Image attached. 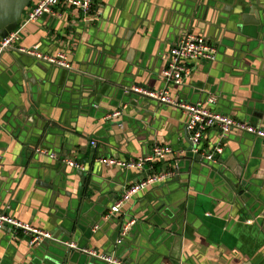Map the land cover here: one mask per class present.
Here are the masks:
<instances>
[{
  "label": "crops",
  "instance_id": "1",
  "mask_svg": "<svg viewBox=\"0 0 264 264\" xmlns=\"http://www.w3.org/2000/svg\"><path fill=\"white\" fill-rule=\"evenodd\" d=\"M255 1L94 0L87 15L60 8L62 19L46 16L27 27L20 46L41 43L45 54L65 53L74 71L16 52L0 59V211L60 242L32 248L27 235L6 229L0 264H58L73 239L71 218L93 224L92 239L79 234L80 243L127 264H264V142L255 136L241 142L238 130L204 134L202 155L221 146L234 179L229 166L240 160L248 189L242 201L226 177L188 160L182 111L142 96L130 111L121 108L127 89L167 88L162 70L169 52L191 34L214 44L218 58L190 64L184 85L168 87L172 96L193 104L215 98L213 111L264 128V0ZM254 5L259 12L247 17ZM156 145L173 155L143 173L100 163L132 162ZM66 159L85 165L87 184ZM178 164L182 180L172 184ZM163 173L173 176L107 219L125 188ZM170 199L176 213H158ZM128 224V236L113 244Z\"/></svg>",
  "mask_w": 264,
  "mask_h": 264
},
{
  "label": "built area",
  "instance_id": "2",
  "mask_svg": "<svg viewBox=\"0 0 264 264\" xmlns=\"http://www.w3.org/2000/svg\"><path fill=\"white\" fill-rule=\"evenodd\" d=\"M94 0H35V2L25 11L17 29L8 35L7 38L0 40V59L6 53L16 52L18 54L27 55L36 59L38 62L50 65L52 67L73 72L74 66L69 61L65 53L59 52L55 55H49L42 52V44L38 43L33 48L26 49L20 46L23 33L27 31V27L37 24L46 16L52 18H63L60 8H72L84 15L89 14L93 10ZM218 58V48L204 37L191 34L185 35L180 42L171 48L169 59L166 67L162 70V78L166 84V89L162 91H147L143 88H130L126 93L138 94L146 99L155 101L162 105L170 106L174 109L182 111L187 118V131L190 136V142L194 154H201V145L204 134L210 130L221 131L222 137L230 134L234 130L246 132L254 135L264 142V129L254 127L247 123L236 121L234 118L217 113L211 109V105L216 103V99L212 98L207 103H186L177 100L172 96L168 87L183 86L185 78L189 76L191 69L190 64L201 61L215 62ZM120 113L114 116H119ZM97 146V143L93 142ZM38 153L49 155L52 159H57L55 154L48 153L44 150H37ZM223 152L221 146H218L210 153L209 160L214 161L216 156ZM173 155L171 147L166 145H156L152 153L141 157L132 162H119L116 160L102 159L100 163L105 166H115L126 170H135L143 173L146 165L153 166L156 162L165 161ZM66 167L86 173L85 165L75 159H66L62 161ZM172 173L151 174L141 182L134 186L125 188L121 198L114 204L107 214V219L119 215L123 208L132 201V199L140 192L146 189L167 182L172 178ZM131 224L124 226L120 233L117 244H122L123 240L128 236ZM6 229L10 230L12 236H17L18 232H22L29 237V246L34 248L41 246L49 241L60 242L54 238L53 234L45 231L31 223L20 221L7 213L0 211V233ZM70 248L83 252L84 254L98 258L108 264H127L116 256L106 257L104 253L95 250L82 251L75 244H68Z\"/></svg>",
  "mask_w": 264,
  "mask_h": 264
},
{
  "label": "water",
  "instance_id": "3",
  "mask_svg": "<svg viewBox=\"0 0 264 264\" xmlns=\"http://www.w3.org/2000/svg\"><path fill=\"white\" fill-rule=\"evenodd\" d=\"M244 1V0H243ZM35 2V0H0V40L5 39L8 37V35H10L11 33H13L17 27H18V23L20 22L23 14L25 13V11ZM256 3L257 1L253 0V3ZM238 6H243L242 3L238 2ZM249 12H247L246 16H254L255 14H257L259 12L258 6L254 5V6H250L248 9ZM249 14V15H248ZM125 98L122 100V109L124 108L127 111H130L131 108L130 107L132 104V102H135V100L137 101V99L139 97H141L140 95H136L133 93H129L127 94L126 91H123ZM120 109H118L117 112H119ZM249 124V123H247ZM253 125L254 127H258L261 129H264L263 127H259V121H253ZM251 125V124H250ZM239 139L241 140V142L245 141L246 139H249V137H254V135H249L246 132H240L239 133ZM210 153L206 154V155H202L201 154H194L193 153V149L192 146L190 147V149L187 152V157L189 158L188 160L190 161H195L198 164H201L203 166H207L210 167L211 170H215L218 171V173H220L221 175H223L224 177H226V179L231 183L232 185V190H234V194L236 193L237 195H239L242 199V201H246V197L248 196L246 193V187L244 185L243 179H242V170L241 167L239 166L238 168V161H240L239 159L237 160L236 164H234L232 167L229 166L230 171L235 175V179L234 177L224 168L225 164V157L224 155H221L219 158L214 159V161L209 160ZM223 166V167H222ZM81 172V171H80ZM181 173V168H180V164L177 165V170H176V176L178 174ZM80 177L82 179V183L83 184H87V180H88V176L86 174H84L83 172H81ZM182 180L181 177L177 176V178L173 181L172 184L174 183H180V181ZM167 187H169V185H166ZM171 188V186H170ZM245 195V197H244ZM165 205H169V208H163L165 209V213L162 211V205L160 207L157 208V212L161 213L163 215L169 214L171 215L172 213L175 212V210L171 207L172 206V201L170 200H165L164 202ZM176 213V212H175ZM82 215H84L82 213ZM70 217V216H69ZM71 222H72V229L69 233H73V239L71 241L70 244H75L77 245L80 249H82V251L85 250H91L89 249L90 247H87V245H85L83 242L80 243L79 242V234L80 236H83L85 239L84 240H90L92 239V237L94 235H92V230H93V224L92 225H86L83 224L82 222L77 221L74 218H71ZM102 225V224H100ZM98 226H96L97 229ZM121 233V232H120ZM118 241V239L114 242L113 244H116ZM67 242V241H65ZM63 242V243H65ZM67 244V243H66ZM62 252L59 254V263L58 264H108L104 261L99 260L96 257L84 254L83 252H79L76 251L70 247H65L63 245L62 247ZM95 251H98L97 249H94ZM104 255L106 257H112L115 256L114 254H112L111 252H104ZM117 257V256H116ZM82 258V263H79L78 260Z\"/></svg>",
  "mask_w": 264,
  "mask_h": 264
}]
</instances>
